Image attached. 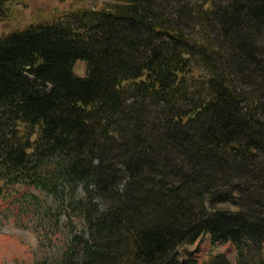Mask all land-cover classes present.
<instances>
[{
    "label": "trees",
    "instance_id": "trees-1",
    "mask_svg": "<svg viewBox=\"0 0 264 264\" xmlns=\"http://www.w3.org/2000/svg\"><path fill=\"white\" fill-rule=\"evenodd\" d=\"M107 1L0 37V193L83 220L57 264H264V0Z\"/></svg>",
    "mask_w": 264,
    "mask_h": 264
},
{
    "label": "rangeland",
    "instance_id": "rangeland-1",
    "mask_svg": "<svg viewBox=\"0 0 264 264\" xmlns=\"http://www.w3.org/2000/svg\"><path fill=\"white\" fill-rule=\"evenodd\" d=\"M107 0H14L6 6L8 11L0 20V37L25 27L51 20L70 9H99ZM78 75L85 72L84 64L78 62L74 66ZM13 190V193H12ZM36 195L53 213L47 216L35 215L30 211L17 210L10 203L14 193L22 192ZM7 199V200H6ZM56 202L32 188L8 189L0 193V264H37L45 260L46 264H57L66 247V239L70 233L84 230V222L73 213L61 211L59 218ZM55 217L58 221L55 222ZM225 255L232 264L236 262V250L230 244H211L210 236L203 235L197 243L182 250V255L192 254L199 263L206 262L216 253Z\"/></svg>",
    "mask_w": 264,
    "mask_h": 264
}]
</instances>
